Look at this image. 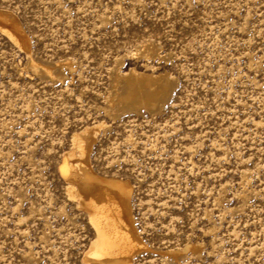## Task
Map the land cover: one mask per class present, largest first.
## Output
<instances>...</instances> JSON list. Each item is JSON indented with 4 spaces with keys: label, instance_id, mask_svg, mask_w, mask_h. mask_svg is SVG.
<instances>
[{
    "label": "rangeland",
    "instance_id": "rangeland-1",
    "mask_svg": "<svg viewBox=\"0 0 264 264\" xmlns=\"http://www.w3.org/2000/svg\"><path fill=\"white\" fill-rule=\"evenodd\" d=\"M0 9L31 47L0 33V264H91L95 232L61 173L87 133L93 169L132 185L152 248L135 264H264V0ZM133 70L154 71L168 98L120 108ZM171 250L182 254H160Z\"/></svg>",
    "mask_w": 264,
    "mask_h": 264
},
{
    "label": "bare ground",
    "instance_id": "bare-ground-1",
    "mask_svg": "<svg viewBox=\"0 0 264 264\" xmlns=\"http://www.w3.org/2000/svg\"><path fill=\"white\" fill-rule=\"evenodd\" d=\"M0 33L22 50H30V41L19 20L1 9ZM40 67L48 73L52 72L50 67ZM154 74V71L148 75L133 70L131 75L137 82L125 84L120 108L136 111L154 109L167 99L170 93L168 84L158 88L160 79ZM139 81H145L144 85ZM114 103V100L110 101L111 106ZM95 141V136L90 133L75 138L74 148L65 154L61 166L71 201L88 214L95 232L84 261L91 264H135L137 256L152 252V248L145 243L136 226L132 185L125 180L99 175L93 169L90 156ZM160 254L178 258L182 252L171 250Z\"/></svg>",
    "mask_w": 264,
    "mask_h": 264
}]
</instances>
